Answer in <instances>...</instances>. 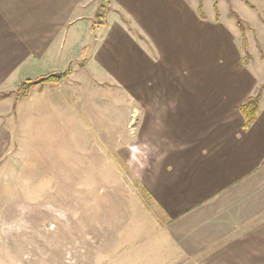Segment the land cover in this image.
I'll list each match as a JSON object with an SVG mask.
<instances>
[{
	"label": "crops",
	"instance_id": "0c3cea01",
	"mask_svg": "<svg viewBox=\"0 0 264 264\" xmlns=\"http://www.w3.org/2000/svg\"><path fill=\"white\" fill-rule=\"evenodd\" d=\"M202 2L203 16L200 0H111L91 29L100 0H0V161L14 132L3 117L41 116L50 87L87 69L134 103L135 136L120 155L162 210L157 261L264 264V74L240 59L236 18ZM251 4L232 6L256 30L264 0ZM69 66L63 82L14 103L21 81ZM260 89L245 128L240 106Z\"/></svg>",
	"mask_w": 264,
	"mask_h": 264
},
{
	"label": "rangeland",
	"instance_id": "374dc122",
	"mask_svg": "<svg viewBox=\"0 0 264 264\" xmlns=\"http://www.w3.org/2000/svg\"><path fill=\"white\" fill-rule=\"evenodd\" d=\"M216 1L224 15L230 4L257 2ZM228 27L241 61L264 74V27L245 26L250 57L242 30ZM50 88L41 116L3 117L14 132L0 161V264H163L162 210L120 155L135 136L134 103L87 69Z\"/></svg>",
	"mask_w": 264,
	"mask_h": 264
},
{
	"label": "trees",
	"instance_id": "16d2710c",
	"mask_svg": "<svg viewBox=\"0 0 264 264\" xmlns=\"http://www.w3.org/2000/svg\"><path fill=\"white\" fill-rule=\"evenodd\" d=\"M110 3L111 0H100L99 7L96 12V18L93 24L91 25V29H94L96 27H99L103 24L106 23V14L108 10L110 9ZM202 5L203 2L200 0V6H199V13L203 16L202 12ZM218 10V8H217ZM230 15H234V17L237 20L238 25L240 26L242 30V39H243V49L246 52V56L250 57L249 52L247 50V36L245 34L246 30L245 26L247 25L246 22H244V19L233 9L232 4H230ZM84 52L83 51V57H84ZM84 62H81L83 64ZM71 73V67L69 66L66 70L64 71H52L48 72L46 74L40 75L37 78L34 79H25L20 82L19 86L14 90L15 93V98H14V103L19 101L20 99H23L27 95H29L30 90L32 87L39 86L44 83H60L62 82L67 76H69ZM4 93H0V97H2ZM261 96V89L254 95H250L246 98V100L241 104L240 110L245 116V122H244V127L248 128L253 121H255L257 117V113L259 110V99Z\"/></svg>",
	"mask_w": 264,
	"mask_h": 264
}]
</instances>
